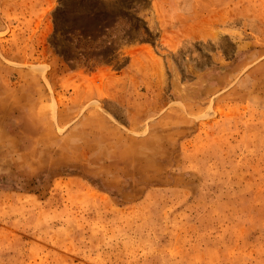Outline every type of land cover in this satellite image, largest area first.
Instances as JSON below:
<instances>
[{
    "label": "rangeland",
    "instance_id": "rangeland-1",
    "mask_svg": "<svg viewBox=\"0 0 264 264\" xmlns=\"http://www.w3.org/2000/svg\"><path fill=\"white\" fill-rule=\"evenodd\" d=\"M0 264H264V0H0Z\"/></svg>",
    "mask_w": 264,
    "mask_h": 264
}]
</instances>
